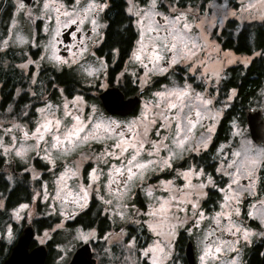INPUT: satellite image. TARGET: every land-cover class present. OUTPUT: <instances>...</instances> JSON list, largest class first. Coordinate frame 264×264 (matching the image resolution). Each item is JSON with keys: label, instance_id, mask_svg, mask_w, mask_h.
<instances>
[{"label": "snow or ice", "instance_id": "1", "mask_svg": "<svg viewBox=\"0 0 264 264\" xmlns=\"http://www.w3.org/2000/svg\"><path fill=\"white\" fill-rule=\"evenodd\" d=\"M178 2L128 0L127 11L135 16L132 23L137 33L129 60L142 69V74L136 77L142 90L145 85L151 87L153 76H163L180 64L186 66L187 72H199V77L185 78L182 84L172 81L171 86L161 85L150 93V99L143 101L139 114L128 120L105 115L95 104L88 105L89 111L85 114L86 102L82 96H74L71 101L65 99L62 104L48 101L43 107L35 109L39 117L32 127L13 124L3 129L5 134L16 129L19 136L10 135L5 143L3 135H0V149L5 155H14L25 162L30 154L40 156L42 152L43 158L53 167L57 160L77 155L79 159L72 161L71 166L66 163L58 174L54 173L52 194L48 192L46 184L42 186L43 198L51 199L49 207L53 211L58 203L60 215L70 217L72 213H66L64 209L70 205L74 209L84 210L90 194L94 192L106 206L104 211L120 219L125 218L130 207L137 215L146 216L143 224L154 239L140 249L145 264H167L180 228L189 234L196 231L199 264H240V242L249 244L253 235L264 236V231L254 233L241 218L242 206L247 201L244 215L259 220L264 227V186L257 193V184L264 185V147L256 148L250 141L241 140L236 149L222 156L215 173L227 177V182L214 178V174L205 172L204 167L190 163L183 171L176 169L177 177L183 180L182 184H176L175 177L158 179L155 185L146 183L151 174L172 169L173 162L183 159L186 154L199 155L202 149H207L219 115L218 112L213 114L214 96L207 94L206 89L197 91L188 82V79L201 77L205 80L213 77L219 79L218 71L209 70V62L217 63L212 53L218 57L219 47L209 40L203 22H194L197 20L195 15L190 20L191 9L178 7ZM257 3L262 7L261 16L264 18V0L241 4L240 7L243 11L255 10ZM25 7L24 0H16L18 12ZM106 7L107 0H84V3L70 0L68 4L59 0H43L38 8L42 17L53 20L52 13L56 14L55 27L51 29V39L46 45L50 49L48 59L62 65L78 64L87 48L78 35L82 29L76 27L73 30L72 26L84 25L87 21L91 24L92 33L98 39H103V34L98 32L102 27L99 13ZM24 14L32 19L30 8ZM16 23L13 19V26ZM62 29L67 30L70 41L66 45L68 57L57 55L59 50L56 45L63 42L59 39ZM16 40L24 42L19 33ZM3 46H8V40L3 41ZM32 63L35 62L27 61V64ZM105 67L101 60L99 68L88 67L84 71L88 76H95ZM99 87L105 85L100 84ZM123 105L121 96H112L109 110H118ZM198 129H203L199 135ZM235 135L242 136V132L237 131ZM93 144L100 146L99 151L92 147ZM223 148L224 145H221L217 149L218 155ZM229 155L231 158H226ZM85 161L93 162L86 177L81 174ZM33 175L35 177L38 173L33 171ZM85 178L87 183L84 182ZM137 188L151 200L147 205L148 210L143 213L135 204L129 203ZM206 189L219 194V199L212 201L214 207L207 212L201 203L209 195ZM157 190L166 195H155ZM6 207L0 199V209ZM28 207V204L21 203L13 209L15 219L20 220V211ZM61 228L63 223H58L56 229ZM8 237L12 238L11 229ZM47 238L49 233L46 231L40 243ZM95 238L94 229H76L75 239L85 244ZM227 253L235 255L225 258Z\"/></svg>", "mask_w": 264, "mask_h": 264}, {"label": "rangeland", "instance_id": "2", "mask_svg": "<svg viewBox=\"0 0 264 264\" xmlns=\"http://www.w3.org/2000/svg\"><path fill=\"white\" fill-rule=\"evenodd\" d=\"M43 0H36L32 6H28L25 3V9L22 11H17L16 10V0L8 1L11 6H9V10L11 9V15L8 18H4V22L0 25V50H6L8 48H14V49H27L29 46H38L41 49V55L38 60L35 59H28L31 61H34L35 63L32 64H27V61L20 63L19 67L23 68L24 70L28 71L31 67H33V77H32V82L34 83L36 76L39 74V68L42 66V64H47L50 65L54 68H60L62 64H57L55 61H51L48 59V56L50 54V49L46 48V45L49 44V41L51 39V29L55 27L54 25V17L55 13L53 12V20H48L46 17H42L41 12L38 11V8L42 4ZM59 2L68 4L70 3L68 0H59ZM82 3H84V0H81ZM135 2V0H133ZM253 2L255 3L256 0H211L207 5H206V11L203 14H199L197 11V8L195 7H188L191 9V14L189 16V19L191 20L192 15H195L197 17V20L194 21L196 23L198 22H203L206 34L208 35V38L210 41H213L215 45H218L219 47V56L217 57L216 53H212L213 57L217 60V63L212 64L210 63V71L211 70H216L219 73V79H216L215 77L209 79L210 83L211 82H217L221 80L223 77H225V71L228 67L234 66V65H244L247 66L251 60L253 59L254 56H246V55H238L235 54L233 51H222L221 47L216 39L214 38V35L216 32H220L224 27L226 26V23L229 19H237L240 23H245L249 21H262L264 18L261 16V10L262 7L260 4L257 3V7L255 10H248V11H243L241 10V4L247 5L248 3ZM1 3V0H0ZM127 4L129 7V3L127 0ZM1 8V7H0ZM31 9L32 11V19H28L25 16V12L28 11V9ZM2 14H0V17L3 15V8H1ZM197 13L198 15H196ZM251 13V14H250ZM15 19L17 21L16 25L13 26L12 20ZM99 20H103V26L101 27V30L103 32L104 27L106 26L105 21L101 16H99ZM135 20V16H134ZM100 22V24L102 25ZM86 24V23H85ZM84 24V25H85ZM45 29H48V31H45ZM62 31V30H61ZM19 33L23 38L24 42H18L16 40V34ZM8 40V46L4 47L3 46V41ZM49 52V53H48ZM41 57H44L41 59ZM27 65L26 67H21V65ZM100 64L97 62L90 63L87 65H84L82 67V71L84 72V83L86 85H93L94 83L98 82V80L101 79L99 73L95 76H88L87 73L84 71L85 68L92 67V68H99ZM135 65V64H134ZM136 66V65H135ZM139 68L138 66H136ZM80 79L82 77V74L79 73ZM82 80V79H81ZM171 86V83L170 85ZM32 91H30V94ZM80 96V95H77ZM232 98L229 99L224 98L221 99L222 103L220 107L214 108L213 109V114L214 113H219L217 116L218 120L222 119L224 117V114L226 116V107L227 104L230 103V101L234 98L233 93L231 94ZM73 97H68L62 91L59 92L58 96L56 99H49L45 100L46 102L51 101L53 104H62L65 99L68 101H71ZM85 103L84 106V112L85 114L88 113L89 107L88 105L95 104L97 109L104 113L105 115H109L103 108L100 106L97 101H95L93 98H88L83 97ZM150 99L146 98L145 100ZM45 102V103H46ZM44 103V104H45ZM43 105H40L37 108L43 107ZM253 108H262L264 111V82L261 85L260 89L257 92V95L250 100L249 103V109ZM140 109L137 111V114H139ZM133 114L127 115V116H118V115H111L115 119L119 120H128L131 119ZM240 114H235L232 119L230 120L229 124V129L227 131V136L228 140H226L224 143L220 144L224 145V148L222 152L219 154V165H220V158L224 156L225 154L230 153V150L236 149L241 140H247L251 142L252 145V140L250 137L249 129L247 124H244L243 121L240 119ZM39 117V113L35 111V117L33 118V123L36 121V119ZM216 118V120H217ZM205 123H209V121H205ZM13 124H20V125H26L27 127L30 128L28 124H24L21 122H15L11 121L8 124H5L3 122H0V135H3L4 137V142L7 143L9 141V136L10 135H17L19 136V132L16 129H13L11 133L5 134L3 132V129L11 127ZM216 125V122H215ZM215 125H214V131L211 133V136L214 135L215 133ZM237 131L242 132V136L235 135ZM199 135V133H197ZM253 146V145H252ZM92 147L96 150L99 151L100 146L93 144ZM254 147V146H253ZM220 148V147H219ZM0 154L5 158V162H15L14 166V171L12 169V165L7 167V176L6 179L10 184H13L15 180H13V175L10 173L11 171L13 172H21V173H28L30 175V178L34 180H38L37 183V188L31 189L33 192V196L36 197L35 200L31 199L30 201H23L18 203L15 207H12L9 210L5 209H0V214L5 213V219L2 221V226L0 230V238L7 244H11L10 248L13 246V244L16 242L18 235L21 233L22 227L26 224H33L36 226L33 222L34 220L41 219V218H46V217H52L55 219L56 223L53 225L51 229H43L40 232H37L36 228V233L34 240H36V243L38 245L40 244H46L52 242L53 250L55 253V259L54 262L55 264H67L69 260L71 259V256L74 252V250L79 247L81 244L85 243L82 240H77L75 239L76 237V229L80 228L84 231H88L90 229H94L96 232V238L92 239L89 241L92 246V251L94 252V257L97 259V264H139L141 263V254L140 256L135 253V251H132L131 246L132 243H125L123 242V239H126L124 228L130 224H133L134 220L137 217H142L143 219H147L146 216L144 215H137L135 211L130 207L127 210L126 216L124 219H120L119 217L111 214L110 212H105V205L103 202L99 199H97L95 193L90 194L89 198V203L96 206V209L100 211L102 214H106L111 223L113 224V227H119L120 232L115 230H109V231H104L105 233L102 234V236L99 234V229L96 228H83V227H75L72 228L68 225V223L73 222L74 219L78 217L80 213H82L84 210H78L74 209L70 205L64 209L66 213H72V215L69 216H61L60 215V205L57 203L54 205L55 211L52 210V208L49 207L50 204H52L51 199L49 198L48 200H45L43 198V185H47L48 192L52 194L54 192V185L53 181L55 179V174H58L62 169L64 164H68L71 166L72 161L79 159V157L75 154L72 156H69L66 160H57L56 166L53 167L52 165H49L47 163V160L43 158V153L41 152L40 156H36L34 153L30 154L27 162L24 160H21L14 155H5L0 149ZM226 158H231L230 155L227 156ZM38 159L40 163L45 164L48 166V168H44L45 170L44 173H42V170H39L36 168V163L35 160ZM92 161H85L82 168H81V174L82 176L86 177L87 171L89 170V165L92 164ZM33 171L35 173H38L37 176L34 177ZM10 174V175H9ZM103 177L101 180L103 181ZM222 179H225V182H227L228 178L227 177H222ZM85 183H87V179L85 178L84 180ZM71 183V182H70ZM158 192H155V195L159 196L160 194H157ZM145 194V193H143ZM101 195H103V191L101 192ZM166 195V194H164ZM0 199L4 201L6 204V198H5V193L0 190ZM132 200V199H131ZM130 200V201H131ZM129 201V203H130ZM151 202V200H150ZM25 203L28 204L29 207L27 209L21 210L20 211V220L15 219V213L13 212V209L17 208L19 204ZM132 204V202H131ZM92 205V206H93ZM148 208L146 209V211ZM146 211H141V213L146 212ZM31 213V215H29ZM58 223H63V228L61 229H56V225ZM98 228V227H97ZM11 229L12 232V238L9 239L8 237V231ZM53 229H56L53 231ZM122 230V231H121ZM49 233V238L44 240V243H40V238L43 237V234L45 232ZM154 239V238H153ZM66 249V251H65Z\"/></svg>", "mask_w": 264, "mask_h": 264}, {"label": "flooded vegetation", "instance_id": "3", "mask_svg": "<svg viewBox=\"0 0 264 264\" xmlns=\"http://www.w3.org/2000/svg\"><path fill=\"white\" fill-rule=\"evenodd\" d=\"M70 2V0H68ZM36 2V0H33L29 7L32 6ZM25 3V2H24ZM108 7L110 5V0H107ZM108 7H106L102 12L99 13V16L102 15L106 26L104 27V30L102 32L101 27L98 29V32H101L103 34V39H98L97 35L92 33L91 31V24L87 21L85 22V25H74L72 26L73 30L76 27H80L82 30L79 32V37L84 40V44L87 48V51L82 54V58L79 59L78 64H73L71 66L68 65H61L60 68H54L47 64H42V66L39 68V74L36 76V79L39 80L41 73L44 71L42 70L44 67L49 68L47 72H45L44 76L47 74H52V76L48 77L46 83H42L43 90L41 94H43L44 99L40 101V105H43L47 100L49 99H56L59 92L62 91L66 96L68 97H74L77 95H80L82 97L93 98L95 100V96L98 98V96L105 92L110 91L109 89L112 88H118L124 95L125 99H128L130 97H134L141 89V86L139 84V81L136 79L137 76L142 74V69L137 68L130 60L129 56L131 54V48L129 51V56L126 59L121 58V51L118 49V47L111 46L108 44V42H105L106 33L108 29V22L106 20V13L108 10ZM199 14H203L206 9H197ZM198 15L197 13H195ZM102 23L103 20H99V23ZM103 26V23H102ZM62 40V43H58L56 47L58 48L57 55L61 57H68V52L66 50V45L70 43L69 38L67 36V30L62 29V35L59 38ZM95 41V43H93ZM218 44V43H217ZM34 47V46H31ZM37 53L35 60H38L41 55V49L36 46ZM75 51V49H73ZM225 52V50H222ZM230 51V50H226ZM49 53V52H48ZM215 59V57H213ZM33 59V58H32ZM103 61V64L106 65L105 68L101 69L99 75L101 77L98 82L94 83L93 85H86L84 83V72L82 71V67L84 65L97 62L100 64V61ZM105 60V61H104ZM100 66V65H99ZM231 67V66H230ZM229 68V67H228ZM227 68V69H228ZM227 69L225 71V77H223L221 80L217 82H211L209 79L205 80L204 78L199 79H188V82L192 84L194 88H196L197 91H204L207 90V94H211L214 96L213 104L212 106L214 108L220 107L222 103L221 98H229L231 94L233 93V89H230L228 92L223 91V88L221 85L222 82L228 80L230 78V75L227 72ZM42 70V71H41ZM123 72V75L121 73ZM79 73L82 74V77L80 79ZM133 73L136 75L134 76ZM199 77L200 73H190L186 71V66L184 64H180L178 66H175L174 71L170 70L169 73H166L163 76H153L152 77V85L151 87L145 85L144 91L140 96V100L138 105H136L133 115L137 114V111L141 108V105L143 101L146 98H151L150 93L153 91H156L159 89L161 85H170L172 81H176L177 83H183L185 78L189 77ZM57 77H60L61 80L66 82L65 85H60L59 83H56L55 80ZM100 84H104L105 87L101 88L99 87ZM71 89V95L69 96L64 88ZM235 90V89H234ZM33 92V91H32ZM236 92V90H235ZM33 94V93H32ZM224 97H223V96ZM232 97V96H231ZM234 98L230 101L229 104H227L226 110L228 111L232 108L235 100ZM99 100V98H98ZM97 103L102 106L100 100ZM36 107V108H37ZM35 108V109H36ZM103 108V106H102ZM104 109V108H103ZM248 109V110H254ZM226 113V112H225ZM234 115H231V119ZM225 120V114L222 119L217 118L216 125H215V133L211 136V140L209 142V146L207 149H202L199 153V155L195 153H188L185 155V157L181 160H177L173 162V168L172 169H165L162 172H156L150 175V177L147 178L146 183L150 185H155L158 182V179H173L175 177V183L176 184H182L183 180L176 175V169H180L183 171L190 163L196 164L198 166H202L205 169V172L207 173H213L214 178L216 179H222V177L219 174L215 173V168L219 166V155L217 153V149H219L220 144L224 143L226 140H228L227 131L229 129L230 120ZM244 124H247L246 122ZM226 127L227 130L221 133V128ZM203 129H198L197 133L202 132ZM228 138V139H227ZM252 140V139H251ZM252 145L256 148L264 147V143L256 144L252 140ZM14 161H12L13 163ZM11 162H5L7 167L9 168ZM15 163V162H14ZM16 165V164H15ZM42 170V168L40 169ZM264 171V170H262ZM19 173V172H18ZM17 174V172H15ZM260 175V173H258ZM17 176V175H16ZM225 181V179H223ZM195 182V181H193ZM243 182V181H242ZM264 186L260 183L257 184V193H260L261 187ZM208 192V197L205 198L204 201H202V206H205L206 212L213 208L214 205L212 203L213 200L219 199V194L215 192V190L206 189ZM157 194H166L162 193L159 190H157ZM139 188L136 189L135 196L130 201V204H135L136 208L140 209V211H146L147 205L150 203V198L143 194ZM92 201L88 204L87 208H85V212H88L90 217L95 216L97 218V223L99 221H102L106 218V220L109 221L110 224L111 221L107 217L106 214H102L100 211L96 209L95 210L92 207ZM247 210V201L242 206V213L241 218L244 220V222L247 224L248 227L252 228L254 233H259L261 231H264V227L260 225L259 220L248 218L244 215L245 211ZM139 216V215H138ZM142 217H137L133 224H130L124 228L126 239H123V242L125 243H132L131 249L132 251H135L136 254L140 256L141 252L140 249L145 246L148 242H151V240L154 238L152 237V234L147 229V226L143 224ZM139 221V223L137 222ZM187 227V225L185 226ZM90 228H96L90 227ZM113 229L118 232L120 230L119 227H113ZM99 231V230H98ZM106 232V231H105ZM104 232V233H105ZM120 232V231H119ZM103 233V234H104ZM100 234V232H99ZM91 244V243H90ZM188 244H191L192 247V254H193V264H199V247H198V239H197V233L194 230L191 234L184 231L183 228L178 229L177 235L175 238V242L172 249V256L167 261V264H190V260L187 255L188 251ZM240 264H263L264 260V236H258L253 235L251 237V243L245 244L243 241L240 242ZM235 255V253H227L226 257ZM141 263L139 264H145L144 259L140 256Z\"/></svg>", "mask_w": 264, "mask_h": 264}, {"label": "trees", "instance_id": "4", "mask_svg": "<svg viewBox=\"0 0 264 264\" xmlns=\"http://www.w3.org/2000/svg\"><path fill=\"white\" fill-rule=\"evenodd\" d=\"M8 1L12 0H1L0 7L3 8L4 12L0 17V25L4 22V18H8L11 15V9L9 10L11 5ZM210 1L179 0L177 6L181 8L195 7L197 9H206V5ZM1 8L0 14H2ZM127 9V0H110L106 13L108 29L105 42H108L111 46L118 47L123 59L129 56L131 45L137 38L136 28L132 23L134 16ZM214 38L222 50H230L238 55L254 56L247 66L239 64L229 67L227 72L230 78L220 85L225 92L232 88L236 90L234 104L230 110L226 111L225 120L231 119V115L240 114L241 121L245 123V111L249 109L250 100L257 95L264 82V20L240 23L237 19H229L224 29L215 33ZM37 50V48L31 46L27 49L8 48L0 50V122L8 124L11 121H15L28 124L30 127L33 126L35 108L44 99L43 94H41L43 90L42 83H46L48 77L52 76V74L44 76L45 72L49 70V68L44 67L39 80L35 79L33 83V67L26 71L20 68L19 64L30 58L35 59ZM253 53H257V55ZM55 82L66 86V82L61 80L60 77H57ZM64 89L70 96L71 89L67 87ZM30 91H33V94H30ZM95 101L99 102L96 96ZM225 130H227L226 127L221 128L220 135ZM35 163L36 168L39 170L48 168L47 165L40 163L38 159L35 160ZM6 168L5 158L0 154V190L5 193L6 210H9L20 202L32 199L33 192L31 189L37 188L38 180L33 181L28 173H18L17 171V174H15V172L11 171L10 173L13 175L12 178L15 182L10 184L6 179L8 174ZM92 207L95 210V206L93 205ZM4 219L5 213L0 214V230ZM33 223L36 225L37 232H40L43 229H51L56 221L52 217H46L34 220ZM68 225L72 228L96 226L101 236L104 231L114 230L113 224H110L106 218L97 223V218L95 216L90 217L89 213L85 211L80 213ZM52 244L50 242L47 245L49 255L45 264H55V253ZM10 245L0 238V264L7 257ZM36 245H38L36 240H33L31 246Z\"/></svg>", "mask_w": 264, "mask_h": 264}, {"label": "water", "instance_id": "5", "mask_svg": "<svg viewBox=\"0 0 264 264\" xmlns=\"http://www.w3.org/2000/svg\"><path fill=\"white\" fill-rule=\"evenodd\" d=\"M33 0H24L27 5H30ZM101 93L98 98L109 115L127 116L133 113L136 105H138L140 96L144 90H140L134 97L125 99L123 93L118 88L109 89ZM119 95L124 100V105L118 110H109V101L112 96ZM245 120L249 129L250 137L256 144L264 143V111L262 108L245 111ZM15 163H12L14 171ZM36 233V228L33 224L23 226L21 233L18 235L16 242L10 248L7 257L1 264H45L49 255V248L46 244L31 246ZM190 264H193V254L191 244H188L187 251ZM97 264V259L94 257L92 246L88 242L77 247L71 259L67 264ZM264 264V260H263Z\"/></svg>", "mask_w": 264, "mask_h": 264}, {"label": "bare ground", "instance_id": "6", "mask_svg": "<svg viewBox=\"0 0 264 264\" xmlns=\"http://www.w3.org/2000/svg\"><path fill=\"white\" fill-rule=\"evenodd\" d=\"M105 61V60H104Z\"/></svg>", "mask_w": 264, "mask_h": 264}]
</instances>
